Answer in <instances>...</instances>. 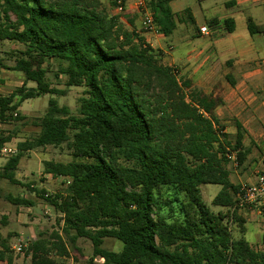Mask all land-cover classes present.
Here are the masks:
<instances>
[{
	"label": "trees",
	"instance_id": "obj_1",
	"mask_svg": "<svg viewBox=\"0 0 264 264\" xmlns=\"http://www.w3.org/2000/svg\"><path fill=\"white\" fill-rule=\"evenodd\" d=\"M170 3L145 0L165 36L176 28ZM119 19L100 0H0V41L22 46L13 66L0 65L24 75L20 88L0 97V126L28 99L66 94L47 78L49 59L59 63L68 87L86 88L78 114L50 99L46 114L35 120L39 135L18 144L0 177L19 183L26 152L66 143L72 161H44L45 174L68 180L65 192L33 191L61 215L58 223L71 245L89 239L93 258L103 264H264V250L244 237L246 219L236 208L240 185L231 180V156L243 167L250 154L241 125L231 141L215 115L221 97L164 65L161 52ZM226 24L234 32V20ZM248 29L264 32L252 18ZM29 82L35 87L27 88ZM11 140L0 131V146ZM208 184L222 186L212 204L227 212L204 202L201 187ZM165 188L182 199L164 197ZM10 238L0 235V264H13ZM106 238L122 241V250L104 249ZM68 250L58 233L53 243L39 238L27 249L30 264H58L51 253L67 257Z\"/></svg>",
	"mask_w": 264,
	"mask_h": 264
},
{
	"label": "crops",
	"instance_id": "obj_2",
	"mask_svg": "<svg viewBox=\"0 0 264 264\" xmlns=\"http://www.w3.org/2000/svg\"><path fill=\"white\" fill-rule=\"evenodd\" d=\"M100 1L110 14L119 16L127 30L139 34L154 50H159L164 65L176 68L179 76L190 79L205 93L221 97L223 103L215 110V115L231 141L236 139L237 124L241 125L243 145L250 150L243 166L248 167L246 175L251 176L246 183H254L257 172H264V57H260L264 56V32L251 35L248 19L264 27V0H200L198 5L188 3L189 0H171L176 28L170 36L145 32L141 7L145 0H124L123 13L117 11L118 0ZM186 10H190V14L185 13ZM227 19L234 20L232 33L228 31ZM202 27H207L210 35L201 33ZM5 144L18 150V145ZM3 158L6 157L0 156L1 161ZM55 178H62L68 185L66 178ZM32 202V206H27L31 210L36 206V201ZM45 202L38 205L46 207L44 204L49 203ZM261 210L260 206H254L250 211L239 212L246 219V231L247 224L254 223L262 233L258 243L262 249L250 244L256 250H264ZM11 250L18 253L12 247Z\"/></svg>",
	"mask_w": 264,
	"mask_h": 264
},
{
	"label": "rangeland",
	"instance_id": "obj_3",
	"mask_svg": "<svg viewBox=\"0 0 264 264\" xmlns=\"http://www.w3.org/2000/svg\"><path fill=\"white\" fill-rule=\"evenodd\" d=\"M199 2L200 0L188 1L192 5H198ZM21 48V45L14 42L0 41V61L5 66H13L15 64L14 52L21 50ZM260 57L264 56L261 55ZM44 67L47 69V78L51 86L64 90L66 94L64 96L47 94L28 99L22 103L14 114L13 120L0 126V131L5 136H12V140L10 141L12 145L16 146L20 142L33 140L39 135L41 127L35 124V120L42 118L46 114L51 98H54L59 106H67L73 114H78L80 99L86 96L85 87L67 86V77L59 75V63L57 61L49 59ZM23 83L24 75L22 73L0 65V97L12 94ZM26 86L27 88L35 87V83L29 82ZM16 114H19L18 118H15ZM235 156L233 154L231 157ZM8 159L6 157L2 161L0 160V171H2ZM72 159V151L66 143L60 146L39 147L26 152L22 158L16 172V178L19 183L13 184L7 179L0 177V235L3 238L11 237L10 244L12 248L18 245L19 239H21V243L23 244L22 252H13V264H30L31 254L27 251L30 243L36 239L44 238L51 244L57 233L62 236L69 248V255L67 257L59 256L56 251L51 253V256L58 264H103L102 259L99 257L93 258L94 249L89 239L79 238L75 246L70 244L62 233V225L58 223V219L61 217L60 214L50 207L49 204H44L46 207L39 206L38 203L45 201L38 197L36 191H33L44 188L50 194L64 193L67 187L66 181H63L62 178L48 177L44 172V161L52 160L67 163L72 161ZM123 163L131 165L130 162L123 161ZM229 167L231 170V180L234 184L241 185L248 182L249 177H251L250 175H246L248 167L247 169L238 167L233 163V160ZM221 189V185L215 184L203 185L201 187L204 202L215 212H227V208L212 204L214 197ZM162 194L164 197L166 195H169L171 198L178 197L182 199L183 197L182 195L176 196L172 190L168 191L166 188L163 189ZM8 196L36 201V206L31 210L27 206L14 205L7 199ZM244 237L250 244H253L254 248H263L261 245H258L262 233L256 224H247V231ZM256 242L257 244H255ZM123 246V242L116 238H106L102 247L110 251L119 252Z\"/></svg>",
	"mask_w": 264,
	"mask_h": 264
},
{
	"label": "built area",
	"instance_id": "obj_4",
	"mask_svg": "<svg viewBox=\"0 0 264 264\" xmlns=\"http://www.w3.org/2000/svg\"><path fill=\"white\" fill-rule=\"evenodd\" d=\"M143 8V29L147 33L160 34V30L155 24L153 13L147 9L145 2L141 3ZM117 11L118 13H123L125 11V2L124 0L117 1ZM201 33L205 35H210V31L207 27L201 28ZM264 92V86H263ZM18 150L11 147L8 144H3L0 146V156L3 157H13L16 155ZM234 161V164L237 166L236 157H231ZM53 177V176H52ZM254 206H260L262 212L264 213V172L258 171L256 175V181L254 183H243L240 185L239 192L237 194V204L236 208L238 212L250 211ZM14 251L18 253L22 252L23 245L21 242L13 248Z\"/></svg>",
	"mask_w": 264,
	"mask_h": 264
}]
</instances>
